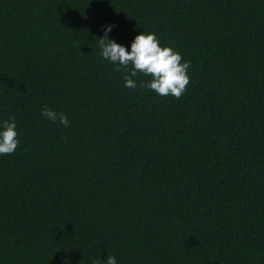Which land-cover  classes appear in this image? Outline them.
Listing matches in <instances>:
<instances>
[{"label":"trees","instance_id":"trees-1","mask_svg":"<svg viewBox=\"0 0 264 264\" xmlns=\"http://www.w3.org/2000/svg\"><path fill=\"white\" fill-rule=\"evenodd\" d=\"M109 25L191 61L180 99L124 86ZM13 116L0 264H264V0H0V130Z\"/></svg>","mask_w":264,"mask_h":264},{"label":"clouds","instance_id":"clouds-1","mask_svg":"<svg viewBox=\"0 0 264 264\" xmlns=\"http://www.w3.org/2000/svg\"><path fill=\"white\" fill-rule=\"evenodd\" d=\"M115 25L106 26L104 38L98 39L101 56L116 65L115 71L123 72L124 86L129 89L137 87L138 74L150 75L151 81L141 84L154 91L156 94L166 97L173 96L180 99L186 92L190 83L187 74L191 61H183L181 54L170 47H161L155 33L137 35L131 43L129 51L115 41L108 39L109 32ZM41 115L49 121H59L65 127L69 126L68 117L63 112H57L44 105ZM20 144L17 132L15 116L3 122L0 130V155L13 154ZM67 264V262H65ZM95 264H117L113 255H108L106 260L97 259Z\"/></svg>","mask_w":264,"mask_h":264}]
</instances>
